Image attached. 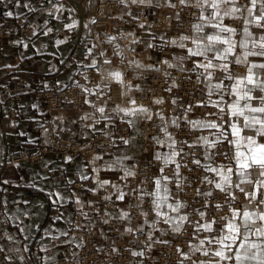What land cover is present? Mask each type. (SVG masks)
<instances>
[{
    "label": "crops",
    "instance_id": "1",
    "mask_svg": "<svg viewBox=\"0 0 264 264\" xmlns=\"http://www.w3.org/2000/svg\"><path fill=\"white\" fill-rule=\"evenodd\" d=\"M63 1L2 0L0 2V26L4 30L0 34V85H13L18 80H22L30 87V91L20 97L15 117H7L0 102V181H9L8 184H0V200L7 201V211L0 208V229L7 232V235L0 238V246L5 250L7 256L11 257L13 264H57L62 257L68 256V254L76 259L78 243L84 236L93 238L99 249L105 246L118 248L116 238L129 240L130 231L128 229L132 228L144 230L146 236L140 242L130 239L131 252H142L143 245L155 252L153 242L175 238L178 232L173 231V228L177 224L181 227L184 222L179 221L178 217L185 215L183 209L188 206V202L174 195L173 190H178L175 187L176 183L180 182L183 186L191 185L192 181H195L196 190L199 188L203 193L207 191L202 186L204 183H200L199 179L205 175L209 179H218L214 173H205L201 168L202 175L199 179L182 175L174 186L168 183V187L172 190V196L169 197L168 203L174 204L179 201L185 207L181 208L179 213L171 212L170 209L164 207L163 212L177 218L172 222L165 223L164 217L157 216L156 212L152 210V198L145 196L144 202L141 203L139 193L133 191L134 189H144L151 192L154 185L153 183L148 186L140 185L139 178L131 164L132 158L146 162L151 159L156 160L154 153L170 151L166 146L158 145L155 141L149 144L145 140L141 125L152 122H157L160 125L162 121L156 115L157 112L165 120L185 114L186 107L178 105L176 93L172 89L177 84L181 73L193 74L198 82L199 92L203 96L202 100L206 99L207 89L204 78L200 77L198 80L197 73L191 71L193 60L200 58L193 57L181 64L175 56L177 54L186 55V50L180 49L172 41L180 42L181 36L196 35L193 25L206 24V21L201 20L200 16L201 14L208 15L212 10L206 11L197 7L196 0H186L185 4H181L180 0H151V3L145 0L144 4H134L132 0H116L118 3L116 16L120 22L119 32L122 37V50L126 62L142 66H137L139 69L133 78L134 83L130 90H127L126 86L127 97L119 101L101 96L94 88L86 84L87 89L91 90L86 96V100L90 103H86L80 111L73 109L71 104L65 103L54 109L50 117L47 113L46 101L38 96V92L48 88L61 87L71 80L78 79L81 68L91 65L93 62L97 66L100 62L95 42L87 31V26L85 27L87 24L80 25V20L75 16V12L70 11L71 8L65 6ZM61 5H63L62 8ZM7 11H11L13 16L4 15ZM187 14H191L190 19L186 17ZM21 20L23 23L19 22ZM74 20L78 22L75 28L64 27ZM186 22L188 25L184 31H177V27ZM223 23L237 30L241 29L243 25L241 19L228 17L224 18ZM249 27L257 36L261 34L260 29L254 26ZM45 33L47 34L45 35ZM233 39H240V37L234 36ZM57 40H65L66 43L57 45ZM183 43L187 47H194L189 41ZM24 45L27 47L25 48ZM89 49H92L91 54L88 52ZM250 59L258 60L259 58L250 57ZM164 60L174 67H168L162 62ZM149 66L160 70L155 71ZM182 68L185 70H181ZM230 68L233 73L245 74L247 72V67L244 64L231 65ZM217 75L220 73L217 72ZM129 95L136 97L137 106H143L149 110L152 115L151 120H146L143 115L135 118L125 117L123 113L114 110L117 109V106L120 108L133 107L129 103ZM156 100H162L163 103L156 104ZM173 100L176 101L175 104L172 102ZM101 106L105 107L104 116L96 111ZM214 111L215 109L209 106L206 113L199 115L192 108L187 116L190 119L203 118ZM82 117L88 118L82 119ZM118 118L134 119L135 123L131 128L129 143L124 144L122 141H116L111 152L93 153L85 158L76 155L72 164L63 163L49 155H46L38 163L21 158L24 154L40 150L44 142L38 130L49 122L56 127V132L62 138H71L73 132L80 129L84 136V142L88 143L95 134L110 133ZM181 124H183V120H181ZM168 130L176 133L178 129L169 125ZM198 135H208V133L194 131L190 143ZM153 136L158 135L151 137ZM158 137L161 140L164 139L163 134ZM176 138L180 139L177 135ZM177 147L181 146L177 144ZM193 148L200 151L199 154L193 155L194 159H199L202 165L209 163L204 159L205 149L203 147ZM97 156L103 157V159H95ZM117 157H131V159L123 160L122 168H130L134 173L133 176L120 179L124 175L122 170L106 167ZM158 161L162 164L160 160ZM221 162L227 163L226 160H221L216 164L211 161L213 167ZM93 168L101 169L98 175L92 171ZM160 168L156 169L153 180L160 175ZM81 172L85 173L88 179H81ZM75 174L79 176V182L75 180ZM43 176H47L49 179L39 178ZM34 178L37 186L45 188V192H40L29 186L34 182ZM102 179H108L112 183L118 184L120 190L126 193V199L124 201L116 199L117 189L111 184L98 188V180ZM69 181H74V183H69ZM210 186L212 190L216 189L213 185L210 184ZM244 187L248 191L253 190L252 185H244ZM47 191L60 192L68 198L67 203L62 206L54 205L46 195ZM235 191L238 190L231 189L232 194ZM105 197H110V199H105ZM77 200L81 203L77 204L75 202ZM24 201L28 203L25 204ZM229 204L230 199L227 198L224 205ZM247 204L248 200L246 199L240 208ZM233 210H231V214ZM144 212L149 214L145 216ZM124 213L128 215L125 217ZM61 214L63 215L60 219H55ZM10 216L19 217V221H23L21 226L26 227L25 233L19 232L15 227L19 221L9 220ZM113 219H119L122 224L117 234L109 231L108 226ZM209 220L212 219L205 218L197 223L203 224ZM216 222H221V219ZM197 223L190 230L189 244H199L201 239L209 235L203 229L197 233ZM35 225H39V229ZM216 226L213 224L214 228ZM48 228H51V237L44 232V229ZM63 233H67V235H63ZM9 236L12 239H8ZM189 244L183 251L187 252L192 259L185 260L182 257L183 264H192V260L207 259L200 253L193 255ZM25 246L29 249L27 252L23 250ZM42 247L47 248V251H41ZM20 256L24 257L23 261L19 260ZM47 257H52V259L49 261L46 259ZM140 259L141 255H132L128 264H138Z\"/></svg>",
    "mask_w": 264,
    "mask_h": 264
},
{
    "label": "snow or ice",
    "instance_id": "2",
    "mask_svg": "<svg viewBox=\"0 0 264 264\" xmlns=\"http://www.w3.org/2000/svg\"><path fill=\"white\" fill-rule=\"evenodd\" d=\"M132 3L144 4L145 0H132ZM148 3H151V0H148ZM180 3L185 4L186 0H180ZM196 6L206 11L208 9L212 10L208 15L201 14L200 16V19L206 21V24L193 25L196 35L181 36L180 42L172 41V43L180 49L186 50V55L177 54L175 56L181 64L193 57L200 58L199 60H193L191 71L197 73L198 80L200 77L204 78L207 92L205 93L206 99L200 101L196 106L202 108L211 106L215 111L208 113L207 117L190 119L187 113L192 111L193 105L189 104L185 108L183 116H177L170 120H165L157 112L156 115L162 121L159 127L164 139L161 140L158 136H153L152 139L156 144L166 146L170 151L154 153V157L156 160H160L164 166L175 164L176 171H174L173 176L176 177L179 176L178 170L181 166L187 167V165H182L181 162L185 156L189 155L183 147L178 148L177 144L187 145L190 148L201 146L205 149L204 159L209 163L202 165L199 159H193L190 162L195 164L197 168H202L205 173H214V176L218 179H209L205 175L202 179L198 178L199 182H207L213 185L216 189L224 192L226 197L232 199H235V196L232 195L231 189L235 188L243 193L245 199L248 200L247 205L243 208H235L231 216L222 217L221 222L209 220L207 223H197L196 232L198 233L203 229L209 235L201 239L199 244H189V248L193 255L200 253L207 259L192 260V264H264V0H196ZM62 7L63 5H61ZM73 10L70 9V11ZM4 15L12 17L13 13L7 11ZM225 17L241 19L243 21L241 29L237 30L225 25L223 23ZM77 24L78 22L74 20L64 27L73 29ZM249 26L260 29L261 34L257 36ZM234 36H239L240 39H233ZM184 41H189L194 47H187L183 43ZM64 43H66L65 40L56 41L57 45ZM148 46L151 47L152 45ZM24 47L26 48L27 45H24ZM88 52L91 54L92 49H89ZM101 55L104 54L101 53ZM229 57H232V59H229ZM250 57L259 59H250ZM162 62L168 67H174L167 60ZM103 63L109 64L111 61L104 59ZM237 64L246 65L247 72L245 74L233 73L230 66ZM89 66L95 68L96 63L93 62ZM137 66L142 67L141 65ZM149 67H152L155 71L160 70L154 66ZM181 70L185 69L182 68ZM217 72L220 75H217ZM109 75L114 77L116 81L123 83L122 74L119 71L110 72ZM225 81H228V83H225ZM96 87L99 88L100 85H96ZM85 91L91 92L89 89H85ZM172 102L176 103L175 100ZM85 103L90 102L85 100ZM129 103L133 107L120 108L117 106V109L114 110L123 113L125 117L135 118L143 115L146 120L152 119L149 110L143 106H137L135 99H131ZM155 103L161 104L163 101L156 100ZM96 111L104 116L105 107H98ZM87 118L82 117V119ZM105 118L110 119L109 117ZM181 120L184 122L183 126ZM125 122L132 126L135 120L129 119ZM169 125L180 132L187 128L189 132L203 133L206 131L208 135H198L193 142L189 143L186 138L178 140L176 133L169 132ZM120 139L124 144L129 143V140L124 137ZM218 156H223L227 163L221 162L213 167L211 161H214ZM177 157H180L181 162H177ZM71 159V156L66 157L67 161H71ZM95 159L100 160L103 157L97 156ZM125 159H131V157H117L106 167L113 170H122L124 175L120 179L133 176L134 173L130 168H122ZM92 171L98 175L101 169L93 168ZM159 173L160 175L152 181L154 188L151 192L144 189H134L133 191L139 193L141 203L144 202L145 196L151 197L152 210L156 212L157 216L164 217L165 223H169L177 218L169 216L162 209L167 207L171 212L179 213L185 205L179 201L174 204L168 203L169 197L172 196V190L168 187V183L171 182L172 178L163 175V167L159 169ZM39 178L49 179L47 176ZM80 178L86 180L88 176L81 172ZM8 183L7 180L0 181V184ZM69 183H74V181H69ZM109 184L117 189L116 199L124 201L126 193L120 190L118 184L112 183L108 179H102L98 180L97 187L103 188ZM244 185H252L253 190H246ZM29 186L40 192H45V188L37 186L35 178ZM175 187L179 190L182 188V184L177 182ZM196 191L198 195L211 196L212 194L211 191L201 193L199 188ZM46 195L54 205L62 206L68 200L58 191H47ZM105 199H110V197H105ZM75 202L77 204L81 203L79 200ZM23 203L27 204L28 202L24 201ZM216 207L219 208L220 205H216ZM0 208L7 211L6 200H0ZM193 211L199 212L201 219H204L205 213L203 211L199 209H193ZM148 214V212L143 213L145 216ZM24 215H27V213H24ZM62 215L55 217V219H60ZM127 215V213H124L125 217ZM12 219L19 221V217L10 216L9 220ZM178 219L179 221H187L189 217L181 215ZM22 224L23 221H19L15 225L21 234L26 231V227L21 226ZM213 224L217 226L214 228ZM35 227L39 229L40 226L35 225ZM128 230L131 231V229ZM179 230L180 225L177 224L173 231L179 232ZM44 232L51 237V228L44 229ZM5 235H7L6 230L0 229V238ZM63 235H67V233H63ZM25 238L27 239V237ZM8 239H12V237L9 236ZM52 239H55V237H52ZM163 242L167 243V241ZM23 250L27 252L29 249L25 246ZM2 251L3 248H0V252ZM41 251H47V248L42 247ZM177 251L181 253L183 259H192L187 252L179 248H177ZM132 255L140 256L143 253L132 252ZM3 259L10 260L11 257L5 256ZM46 259L50 261L52 257ZM19 260L23 261L24 257L20 256ZM180 264H183V262L181 261Z\"/></svg>",
    "mask_w": 264,
    "mask_h": 264
},
{
    "label": "built area",
    "instance_id": "3",
    "mask_svg": "<svg viewBox=\"0 0 264 264\" xmlns=\"http://www.w3.org/2000/svg\"><path fill=\"white\" fill-rule=\"evenodd\" d=\"M118 3L116 0H90V13L88 17L87 31L91 35L95 42L96 52L102 63L104 59L111 61L108 65L113 66V63L119 65L123 64L128 67L126 57L122 50V37L119 32L120 22L116 16V9ZM169 16V15H167ZM187 18H191V14L186 15ZM95 21V23H93ZM23 23V21H19ZM238 24V22H237ZM80 25H83L81 22ZM188 22L180 24L177 27V31H184ZM3 28L0 26V34L3 33ZM158 38V36H156ZM101 53L104 55L102 56ZM190 77V78H189ZM87 85L80 79L71 80L69 83L61 87H53L38 92V96L44 98L47 106V113L51 117V112L61 107L65 103L71 104V107L75 110H82L85 106V100L88 91ZM176 93L178 105L180 107H187L189 104L193 105V109L199 115L207 112V108L198 107V103L202 101L203 96L198 89V82L194 78L192 73H181L177 84L172 87ZM30 91L29 85L18 80L13 85L2 84L0 85V102L4 107L5 115L9 118H13L16 115V109L20 97L26 92ZM123 118H118L115 122V127L108 134L98 133L91 137L88 143L84 142V136L80 129L73 132L71 138H62L56 132V127L50 122L39 128V135L43 139V146L38 152L31 154H24L21 158L28 160L32 163L41 162L46 155L53 156L66 164H72L76 155H80L85 158L93 153L111 152L116 141H121V137L128 139L131 135V128ZM184 123V122H183ZM183 126V124H182ZM143 129V135L145 140L149 143H153L152 135L161 136L163 133L160 131L159 124L152 122L150 124L143 123L141 125ZM177 136L180 139H187L190 143L191 137L194 131L189 132L187 128L183 132L176 131ZM179 139V140H180ZM180 145V144H179ZM184 148V151L189 155L180 161V157L177 162H181L182 165L179 168V176L174 177L173 173L176 171L175 164H169L164 166L158 160H148L141 162L137 158L131 159L132 166L135 167L136 175L139 178L140 185L148 186L153 181L158 167L164 168L163 175H167L172 178L169 185L174 186L175 182L182 176H190L194 179H198L202 175V169L190 161H192L194 154H199V150L190 148L187 145H180ZM71 156V161H67L66 157ZM224 160L223 156H218L212 163L216 164L219 161ZM77 182L80 178L77 174L74 175ZM206 191H211V196L198 195L196 192L195 181H192L191 185H183L179 190H173L176 197H180L188 202V206L183 209L185 215L189 216L187 221L181 224L180 230L176 237L173 239L157 240L153 242L155 252H152L147 246H142L141 259L138 264H180L182 260L181 253L177 251V248L183 251L190 241V230L197 222H201L205 218L218 221L222 217L229 216L231 210L240 207L245 199L244 194L235 191L231 197H226L224 192L219 189H211L210 184L205 183L202 185ZM229 198L230 204L224 205V201ZM112 203V202H111ZM216 205H220L219 208ZM193 209H199L205 213L204 219H201L199 212H194ZM121 221L119 219H113L109 224L110 233L117 234L121 227ZM130 239L134 242H140L142 238L146 236V232L141 229L132 228L130 231ZM119 240L116 238L118 248L112 246H105L98 248L90 236H84L80 239L77 246L78 257L75 259L72 255L62 257L57 264H128L132 258L131 241ZM163 241H167L164 243ZM0 248H2L0 246ZM7 256L5 250L0 252V264H13V261L4 260L3 257Z\"/></svg>",
    "mask_w": 264,
    "mask_h": 264
},
{
    "label": "bare ground",
    "instance_id": "4",
    "mask_svg": "<svg viewBox=\"0 0 264 264\" xmlns=\"http://www.w3.org/2000/svg\"><path fill=\"white\" fill-rule=\"evenodd\" d=\"M63 4L65 6L70 7L71 9H74L75 16H77V17L80 16L82 20L87 21V17H89V15L87 16V11H86L85 6L83 4H81L78 0H64ZM98 66L101 67L102 64L98 65ZM100 67H96V68H93V67H90V66L83 67V68H81L79 70L78 76L83 82L86 81L88 85L92 84V80H93L94 77H97V78L102 77L103 78L102 82H106V84L104 85V88H107L111 95H116L117 99L125 98V96L127 97V95H126L127 94V90L124 87L125 85H123V83H121V82L116 81L114 77H111L109 75L110 72H117V71L120 72V70L115 69L116 67H113V66H112L113 68L110 69V67L107 65L106 66L107 68L104 69V70H106V75H105V72L98 71V69ZM92 85L94 87L96 86L95 83L92 84ZM105 86H107V87H105ZM135 98L132 96L130 98V100L131 99H135ZM135 101H136V99H135ZM95 178H97L96 175H95Z\"/></svg>",
    "mask_w": 264,
    "mask_h": 264
},
{
    "label": "rangeland",
    "instance_id": "5",
    "mask_svg": "<svg viewBox=\"0 0 264 264\" xmlns=\"http://www.w3.org/2000/svg\"><path fill=\"white\" fill-rule=\"evenodd\" d=\"M78 1L85 6L86 11H87V16H88L89 13H90V0H78ZM82 22H83V24H88V22H89L88 17H87V21L82 20ZM101 64H102L103 67L102 66L101 67L98 66V65H101ZM98 65L96 66V67H100L98 69V71H103V72H105V75H106V70H104V69L107 68L106 67L107 65H105L103 62L102 63L99 62ZM113 67H116L115 69L120 70V72L122 74L123 85H125L124 86L125 88L127 86V90L128 89L130 90V87L134 83L133 78L137 74L139 68L135 65V63L133 64V62H130L128 67H125L123 64L119 65L117 63H113ZM113 67H110V69H112ZM102 79H103L102 77H99V78L94 77L93 80H92V84L95 83L96 85H100L99 88H97L96 86H95L96 87L95 88L92 84L88 85L86 81L84 83L87 84L88 86L94 88L98 92V94L101 95V96L109 97V98H112V99H115V100H119V101L124 100L126 98V96H125V98L117 99L116 95H111L110 92L108 91V89L104 88V85L106 84V82H102ZM105 87H107V86H105ZM128 97H129V100H130V98L132 96L129 95ZM132 169L135 170V167L133 166Z\"/></svg>",
    "mask_w": 264,
    "mask_h": 264
},
{
    "label": "water",
    "instance_id": "6",
    "mask_svg": "<svg viewBox=\"0 0 264 264\" xmlns=\"http://www.w3.org/2000/svg\"><path fill=\"white\" fill-rule=\"evenodd\" d=\"M78 18H79V20H80V24H81V22H82V19H81V17H80V16H79Z\"/></svg>",
    "mask_w": 264,
    "mask_h": 264
}]
</instances>
